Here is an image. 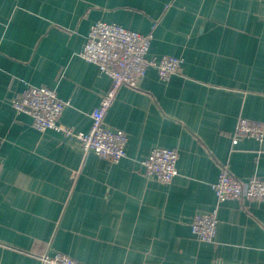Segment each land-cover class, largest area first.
I'll return each mask as SVG.
<instances>
[{
	"label": "crops",
	"instance_id": "0c3cea01",
	"mask_svg": "<svg viewBox=\"0 0 264 264\" xmlns=\"http://www.w3.org/2000/svg\"><path fill=\"white\" fill-rule=\"evenodd\" d=\"M152 32L149 56L184 59L160 79L148 69L122 86L105 125L129 135L118 162L77 138L40 131L13 101L28 83L69 104L59 121L88 131L111 85L79 55L92 25ZM240 117L264 123V0H0V264H41L57 251L90 264H264V200L219 203L222 165L264 179V142L241 137ZM176 148L179 173L144 174L157 147ZM219 205L214 241L191 228Z\"/></svg>",
	"mask_w": 264,
	"mask_h": 264
},
{
	"label": "built area",
	"instance_id": "2783aa9c",
	"mask_svg": "<svg viewBox=\"0 0 264 264\" xmlns=\"http://www.w3.org/2000/svg\"><path fill=\"white\" fill-rule=\"evenodd\" d=\"M153 33L143 34L125 27L118 22H95L79 55L97 64L102 73L111 78V85L93 110L92 123L88 131H76L59 121L60 115L69 102L59 97L54 88L28 83L22 94L13 101L18 112L32 117V124L40 131L55 129L77 138L83 152L94 151L112 162L126 156L129 135L123 129H113L105 125V116L118 89L122 86L138 88L153 67L162 80L180 73L184 59L175 55L149 56ZM241 137L254 138L259 144L264 142V123L261 120L240 117L236 124L233 143ZM180 154L176 148L157 146L143 161L144 174L168 184L179 170L177 163ZM220 202L229 199L264 200V179L258 175L244 180L237 177L229 167L222 165L217 181L213 184ZM219 205L212 210L195 215L191 228L199 242H212L218 228ZM41 264H90L57 251L40 255Z\"/></svg>",
	"mask_w": 264,
	"mask_h": 264
}]
</instances>
